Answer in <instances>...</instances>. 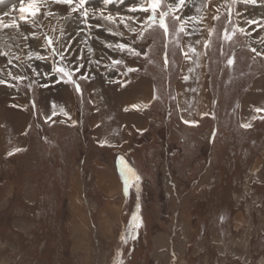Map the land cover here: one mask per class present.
Wrapping results in <instances>:
<instances>
[{"label": "rangeland", "instance_id": "374dc122", "mask_svg": "<svg viewBox=\"0 0 264 264\" xmlns=\"http://www.w3.org/2000/svg\"><path fill=\"white\" fill-rule=\"evenodd\" d=\"M211 1L0 3V138L23 146L0 151V264H264V0ZM192 59L212 110L186 127L178 96ZM116 72L126 86L131 73L155 83L172 108L145 112L136 168L120 175L84 99L76 121L58 119L73 110L62 95L73 75ZM184 94L191 104L196 86Z\"/></svg>", "mask_w": 264, "mask_h": 264}, {"label": "crops", "instance_id": "0c3cea01", "mask_svg": "<svg viewBox=\"0 0 264 264\" xmlns=\"http://www.w3.org/2000/svg\"><path fill=\"white\" fill-rule=\"evenodd\" d=\"M184 50L185 52H187L185 48ZM186 56L187 54L185 55V58ZM196 62L197 61H193V59L191 61L188 60L184 62L185 68H182L183 71L180 76L181 84L179 85L180 90H178L179 95L181 94V97L179 98L178 96V113L180 114L181 122H183L182 125L186 127L192 125L199 126L204 114L212 110V107L210 108L211 101L209 100V90L206 87V89L204 88L205 90L203 91L202 88L204 86H202L201 84L205 73L203 69V62L201 61V64L197 63V67L195 68L194 63ZM115 75L116 77L112 76L110 79L103 80L104 83L102 81H94L92 77L90 78L84 75H77V78H74L75 75H73L72 84L74 87L70 84L66 85V82L63 83L66 85H64L65 87L73 89L71 90V94L69 95L73 108H70V104L67 101L68 99L65 101L67 105H62L63 107H67L70 108V110H73L68 111V114L64 113L65 117H63V114L59 111L60 117L58 119L61 122L65 120L64 122L69 123L76 121L78 117V111L77 104L75 105V103L77 102V99L79 100V102L80 100L84 99L86 102L84 104L86 105L85 109H87L89 113V116L87 113V122L91 130V136L94 141L100 146L108 147L116 151V154L114 156L115 161L113 162V165L117 170V174H119V171L121 170L120 166L122 165L124 166V170H127L128 167L136 168V166L131 165L129 161L127 162V160L130 159V157H134L136 159L140 156L139 153L135 152L130 155L129 151L133 150L132 147L134 144V138L138 137L142 132L148 130L150 119L147 117L145 112H147V110L149 108H152L153 106L157 107L159 105H162V110L164 109L163 113L166 114L165 111L168 110L169 113L166 114V116L169 119L171 116L170 111H172V108L171 106H169V109H166V107L170 104H167V101L165 102L164 98H162V92L160 94V92L156 91L157 87L155 83L152 82V84H146V81H141L140 78H137L135 81L133 77H140V75H133V73H131L130 77L132 78V82L130 84H127L126 86L123 82V80L127 77L124 72H116ZM117 76H121V81L117 80ZM80 78L86 79V82L87 80L88 82H90L83 84L84 81L81 82ZM142 85H148L151 91L150 97L145 99H142L144 97H140V94H142ZM193 85L196 86V98L193 102L190 100L191 104H189L188 100L185 101L184 97H182V94L186 92L188 93V89H190L191 87L193 88ZM77 86L79 87L77 88ZM95 87H98V89H95ZM199 88L202 90V92L199 91ZM105 89L106 91H104ZM124 91L126 92V94H122V92ZM249 92L252 93L253 91L249 89ZM263 96L260 98L261 101L264 100ZM243 102L246 105H248V102L249 104H251L247 96L243 100ZM175 110H177V108H175ZM262 111L264 112V108ZM168 119L165 118V121ZM26 130H28L27 127ZM21 135L24 134L21 133L20 136ZM4 137L5 136L0 138L1 153H6L8 150H22V145L18 147L14 145L15 148L10 149V147H13V145L9 144V142L11 143V138L8 136L6 137V139H4ZM132 163L134 162L132 161ZM134 173L136 172H133L132 174ZM123 179L129 181L126 178Z\"/></svg>", "mask_w": 264, "mask_h": 264}, {"label": "snow or ice", "instance_id": "6c2138e0", "mask_svg": "<svg viewBox=\"0 0 264 264\" xmlns=\"http://www.w3.org/2000/svg\"><path fill=\"white\" fill-rule=\"evenodd\" d=\"M58 3H64V4H72L73 3V0H57ZM88 2V0H80V6L83 7V5ZM113 0H103V3L104 4H110L112 3ZM252 2H255V0H252ZM0 3H3V0H0ZM151 3H152V8H153V11H155L156 7L158 6L159 4V0H151ZM184 3V0H180V4H183ZM33 8V4L30 3L28 8L25 9L23 6L21 7L20 11L21 12H25V11H31ZM135 10V9H134ZM143 11H148V9H142ZM72 11H78L77 8H73ZM85 15H87V12L84 13ZM25 17H21V19H24ZM151 18V17H150ZM106 19H113V17L111 16H108L106 17ZM49 43H51V40H49ZM119 48L123 49L125 47H127V45H124V44H120L118 45ZM139 54V53H137ZM118 62V61H117ZM231 62V61H230ZM130 71H132V69H130ZM16 79H21V77H16ZM0 83H3V81H0ZM79 86H77L78 88ZM135 107V106H134ZM257 111H261L260 109H257ZM187 123V121H186ZM245 127H248V125H245ZM11 154V153H10Z\"/></svg>", "mask_w": 264, "mask_h": 264}, {"label": "bare ground", "instance_id": "6f19581e", "mask_svg": "<svg viewBox=\"0 0 264 264\" xmlns=\"http://www.w3.org/2000/svg\"><path fill=\"white\" fill-rule=\"evenodd\" d=\"M213 2H215V0H213ZM212 1H211V3H213ZM210 3V5H208V8H207V10H206V12H205V14H204V16H205V19L203 20V24H206V21H207V19H208V17H210V16H212V14L214 13V10H213V4H211ZM143 86V85H142ZM141 86V87H142ZM205 87V86H204ZM66 90H64V92H62L63 94L62 95H64L65 97L66 96H68L69 97V95H70V89H67V88H65ZM60 91V90H59ZM148 92H149V88H148V85L146 86V85H144L143 87H142V91H141V93L142 94H140V97H146L147 96V94H148ZM48 93V92H47ZM147 98V97H146ZM52 101V100H51ZM132 102V101H131ZM48 104V103H47ZM131 128V127H130ZM132 130V129H131ZM126 145V144H125Z\"/></svg>", "mask_w": 264, "mask_h": 264}]
</instances>
